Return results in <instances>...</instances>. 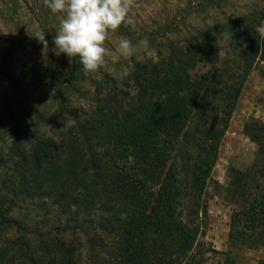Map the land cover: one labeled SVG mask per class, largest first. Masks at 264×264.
Returning <instances> with one entry per match:
<instances>
[{
	"label": "trees",
	"instance_id": "16d2710c",
	"mask_svg": "<svg viewBox=\"0 0 264 264\" xmlns=\"http://www.w3.org/2000/svg\"><path fill=\"white\" fill-rule=\"evenodd\" d=\"M257 14L226 16L181 39L166 29L161 41L121 25L118 33L134 45L147 39L156 58L134 62L120 81L103 73L88 110L69 104L68 91L80 92L87 74L78 57L62 71L4 73L12 89L0 87L7 105L0 128L16 151L0 170V230L17 234L1 237L0 264H204L215 252L200 241L209 223L205 190L242 90L264 64ZM225 32L233 42L222 43ZM44 85L56 101L47 107L33 98ZM242 133L256 153L249 167L232 169L225 188L226 260L264 247V121L249 118ZM22 137L31 140L27 151ZM45 199L64 224L43 230L10 215L24 205L41 209Z\"/></svg>",
	"mask_w": 264,
	"mask_h": 264
},
{
	"label": "rangeland",
	"instance_id": "374dc122",
	"mask_svg": "<svg viewBox=\"0 0 264 264\" xmlns=\"http://www.w3.org/2000/svg\"><path fill=\"white\" fill-rule=\"evenodd\" d=\"M136 5L130 12L133 24L127 26L136 31V35L154 33L157 41L163 39L162 31L166 29L170 30L166 33L170 38L181 39L204 25L223 21L226 16L234 17L254 11L260 13L257 14L258 18L262 17L260 25L264 24V0H136ZM190 8L193 10H189ZM61 15L52 13L44 4V0H0V87L12 89L7 82H4L5 80L2 81L7 71L10 72L11 77H14L28 66L55 71L65 70L68 57L63 53L58 54L53 43ZM37 32L45 33V39L48 41L46 48L34 37ZM122 37L117 31L110 33L105 43V47L110 50V55L106 57V66L96 73H87L86 78L78 84L80 92L68 91L69 104L80 106L84 110L90 109L94 105L92 99L96 97L95 82L101 81L103 73L114 75L113 70L117 73L125 69L128 71L134 62L145 63L151 59L155 60L156 49L150 43L145 47L138 42L137 52L131 58L120 56L116 49ZM32 88L34 87H31V90ZM80 93L84 94L80 95ZM33 98L39 100L43 107L51 106L56 102L49 85L35 89ZM258 102L264 103V64L262 63H258L253 69L245 84L236 112L222 141L219 158L212 171V180L205 190L209 223L200 241L206 242L215 252H208L205 255L204 264H255V257L245 255L243 250L233 251L229 260H226L223 255L226 251L223 244L226 235L228 236V218L231 213L225 188L231 181L232 169H244L254 162L256 145L243 135L242 126L254 116L256 111L252 107ZM6 114L7 105L0 97V123L4 124L7 120ZM49 114L54 117V108H51ZM260 115L264 120V109L260 110ZM53 117L52 120H55ZM5 128H0L2 129L0 152L4 159L0 167L1 171L9 170L11 164L7 160H11L12 148L16 147V143L12 144L11 134L3 132ZM47 129L40 128V133H47ZM30 142L29 137L21 138L23 150H29ZM45 202L41 209L32 205L16 207L10 215L25 220L26 224L33 228L38 227L43 230L64 224V217L59 214V207L50 200L45 199ZM16 234L14 230H0V242L1 237L12 238Z\"/></svg>",
	"mask_w": 264,
	"mask_h": 264
},
{
	"label": "clouds",
	"instance_id": "9594fccd",
	"mask_svg": "<svg viewBox=\"0 0 264 264\" xmlns=\"http://www.w3.org/2000/svg\"><path fill=\"white\" fill-rule=\"evenodd\" d=\"M44 4L52 13L62 14L53 40L57 53L65 54L69 63L72 62L70 58L78 57L86 73H96L106 66L110 50L105 47V43L110 33L122 24H133L130 12L137 6L136 0H44ZM256 31L264 37V24L257 27ZM232 36V32L223 33L222 43L233 42ZM34 37L47 47L45 33L37 32ZM139 43L145 47L148 45L147 39ZM137 48L129 38L122 37L116 51L127 59L136 54ZM218 53L226 55L220 48ZM113 73L114 79L118 81L129 74L126 69L118 73L113 70Z\"/></svg>",
	"mask_w": 264,
	"mask_h": 264
},
{
	"label": "crops",
	"instance_id": "0c3cea01",
	"mask_svg": "<svg viewBox=\"0 0 264 264\" xmlns=\"http://www.w3.org/2000/svg\"><path fill=\"white\" fill-rule=\"evenodd\" d=\"M245 87V86H244ZM244 89V88H243ZM243 91V90H242ZM242 94V93H241ZM241 97V96H240ZM255 105L252 107V105H251V107L252 108H254V110L256 111L255 112V114H254V118H258V119H261L262 117H261V115H260V110L261 109H264V103L263 102H258V103H254ZM237 109V108H236ZM235 112H236V110H235ZM234 112V113H235ZM232 118H233V116H232ZM263 119V118H262ZM261 119V120H262ZM262 121H264V120H262ZM243 127V126H242ZM247 138V137H246ZM228 221H229V218H228ZM229 230V223H228V228H227V231ZM224 249L226 250H224L225 252H227L228 251V249H229V245H228V236L226 235V237H225V242H224ZM240 250H243L244 252V254L245 255H248V256H253V257H255V264H257L258 263V261L260 260V259H263L264 260V247H259V248H255V249H240Z\"/></svg>",
	"mask_w": 264,
	"mask_h": 264
}]
</instances>
